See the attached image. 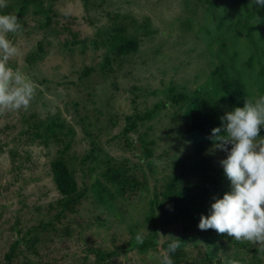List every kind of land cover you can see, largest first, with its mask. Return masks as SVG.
<instances>
[{
    "label": "rangeland",
    "instance_id": "rangeland-1",
    "mask_svg": "<svg viewBox=\"0 0 264 264\" xmlns=\"http://www.w3.org/2000/svg\"><path fill=\"white\" fill-rule=\"evenodd\" d=\"M207 1L226 10L232 2ZM234 2L243 3V23L211 40L202 27L214 34L215 20L203 0H43L42 6H26L19 16L22 31L9 34L20 49L9 66L26 74L37 91L28 110L0 115V264H96L93 249L114 252L105 256L107 264H159L173 238L180 239L171 254L174 264H223L232 257L228 245L226 253L215 250L203 261L206 230L198 228L201 215H209L215 199L231 190L230 181L220 179L219 191L205 195L198 188L199 170L181 172V162L191 152L182 115L188 97H208L223 113L234 108L213 88L218 72L211 76L225 53L235 51L245 98L264 95V8L251 0ZM18 7L17 0H7L0 14L17 15ZM113 35H133L136 49L115 56ZM250 54L251 65H241ZM85 68L89 72L82 76ZM198 86L202 90L192 96ZM179 94L182 99L173 102ZM50 119L51 132L44 128ZM143 146L149 156L140 160ZM206 154L215 159L206 171L213 175L226 153L209 148ZM58 157L83 189L74 210L64 214L58 213L60 199L48 172V162ZM107 167L133 174L145 189L119 192L104 176ZM181 173L182 190L194 181L192 191L204 195L188 199L194 216L153 220V192ZM137 234L145 239L142 252ZM15 239V253L6 260ZM240 243L236 256L242 264H264L253 245Z\"/></svg>",
    "mask_w": 264,
    "mask_h": 264
},
{
    "label": "trees",
    "instance_id": "trees-1",
    "mask_svg": "<svg viewBox=\"0 0 264 264\" xmlns=\"http://www.w3.org/2000/svg\"><path fill=\"white\" fill-rule=\"evenodd\" d=\"M17 1L19 3V7L16 16L19 18V16H21V14L25 11V8L28 4H33L36 7H38L39 5L42 6L41 2L43 0ZM48 1L51 2L52 0ZM203 1H205L206 3V12L215 20V28H213L214 34L210 36L208 35V28L202 27V25L200 26L207 32L206 34L208 38H210V40L211 38H214L217 33L220 32V30L229 31L243 23L241 21L242 7H239L242 6V2L240 4H236V2L232 0L229 8L226 10L223 5L216 6L214 3H210L207 0ZM49 10V8L45 9V19L42 23V26L44 27L50 20V17L48 16ZM227 11L229 17L225 14ZM230 13H232L233 16H230ZM247 18H249V16H247ZM122 31L123 30H121V32ZM116 36L117 35H113L110 36V38L114 39ZM247 38L252 45L249 32H247ZM116 45L117 47H114ZM136 47L137 44L134 41L133 35H120V38L118 37L117 39H114L113 44L111 45L112 49L116 48L115 56L135 50ZM225 56L226 58H220L219 66H217L211 74V76H213L215 72H218L217 81L213 84V88H215L217 92H221V94L223 95L222 98H224L225 101L230 102L232 106H234V108L243 107L246 100L245 82L240 76L238 70L234 68L235 51L229 54L225 53ZM252 57L253 56L251 54L245 57L241 61V65H251ZM88 72L89 69L85 68L82 76L86 75ZM259 80L260 85L264 89L263 77L259 76ZM202 87L203 86H198L193 91L192 96L197 95V92L202 90ZM182 97L183 95L181 94L173 95L171 100L175 102L178 99H182ZM157 106L158 105H154V107L149 112H146V118H150L152 116V113L155 112ZM182 115L185 122L186 136L191 144V152L189 153L188 157H186L188 158V161H186V163H184L183 161L181 162V172L191 173L195 175L196 171L199 170V174L202 178L201 183L198 185L200 191L205 195H209L213 192H218V182H220V179L227 177L224 174L223 167H221V169L215 172L213 175L206 173L208 168L211 166V161L215 160L206 153L209 148H214L213 141L209 137L211 135V130L215 127L220 126V117L223 116L224 113L210 101V98L204 97L203 95H197L196 97H188V101ZM134 127L135 123L133 122L131 127L127 126L126 128L127 130H129L130 128ZM44 128H46L50 132L53 131V121L51 119L48 120ZM261 135L264 136V129L261 130ZM45 140L46 139H44V141ZM90 143L92 144L93 142L90 141ZM142 149L143 157L140 160H144L149 156L148 149L145 146H143ZM48 172L53 186L59 195L58 199H60V211H58V213L64 214V212L66 211H73L75 205L83 196V189L80 188L77 184L72 171L70 170L64 159L62 157H58L53 158L48 162ZM104 176L106 180L112 183L119 192H122L127 188L130 190L145 189V187L143 186V184H145L144 182L138 181L133 174L126 175V171L121 168L107 167L106 172H104ZM182 177V173L179 175L171 176L163 184L161 191L157 193L153 192V195L149 200V204H151L150 211L153 212V215H151L154 217H151L153 220H163L164 222L170 223L175 221L177 218L188 220L192 219V217L194 216L192 214V208H194V205L192 201L188 202V199H191L189 198L191 194L194 197H199L201 194L192 191L194 181L191 184L187 182L186 188L182 190ZM185 200L187 201L185 204H183ZM155 214L157 215L155 216ZM158 232L159 229H156L154 232V236L156 238ZM210 232V229H208L202 233V239L207 243V248L204 254L205 259L203 261L211 260L215 256V250H221L226 253V251L228 250V245H232L233 255L231 258L227 257L226 261L223 264H232L233 261H238L239 264H242L241 259L236 256V254H238L239 246L241 245V243L233 240V238L229 237L227 234L221 235L218 234L215 230H213V233ZM18 241V239H15L8 246V250L4 254V258L6 260H9L14 255ZM136 246L140 251L146 249L145 239L142 244H136ZM91 252L94 255V262L96 264H107L105 256L109 257L111 254H114V252L112 251V253H107V255H104V252L99 249H93L91 250Z\"/></svg>",
    "mask_w": 264,
    "mask_h": 264
},
{
    "label": "clouds",
    "instance_id": "clouds-1",
    "mask_svg": "<svg viewBox=\"0 0 264 264\" xmlns=\"http://www.w3.org/2000/svg\"><path fill=\"white\" fill-rule=\"evenodd\" d=\"M251 3L264 8V0H251ZM6 7L7 0H0V9ZM255 18L261 22L258 16ZM20 31L22 25L16 15L0 14V115L28 110L37 91V86L26 74L9 66V61L20 54L9 34ZM220 121V126L211 130L209 138L214 149L226 153L220 164L231 190L215 199L209 215H201L198 228L212 229L235 241L248 242L258 254L264 255V136L261 135L264 95L246 99L243 107L225 112ZM136 242L142 244L144 237L137 234ZM179 246V238L171 239L159 257V264H174L171 254Z\"/></svg>",
    "mask_w": 264,
    "mask_h": 264
}]
</instances>
